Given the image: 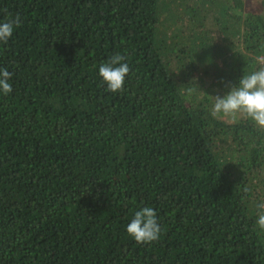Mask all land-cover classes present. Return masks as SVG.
Listing matches in <instances>:
<instances>
[{
    "label": "trees",
    "instance_id": "16d2710c",
    "mask_svg": "<svg viewBox=\"0 0 264 264\" xmlns=\"http://www.w3.org/2000/svg\"><path fill=\"white\" fill-rule=\"evenodd\" d=\"M17 14L0 264H264V130L211 115L261 66L264 0H0V23ZM117 53L112 93L99 66ZM145 206L161 233L142 245L126 226Z\"/></svg>",
    "mask_w": 264,
    "mask_h": 264
},
{
    "label": "clouds",
    "instance_id": "9594fccd",
    "mask_svg": "<svg viewBox=\"0 0 264 264\" xmlns=\"http://www.w3.org/2000/svg\"><path fill=\"white\" fill-rule=\"evenodd\" d=\"M20 24L18 14L0 23V42L7 43ZM125 59L123 55L117 53L108 62L99 66V75L107 91L117 93L124 90L125 78L131 70ZM257 61L261 65L258 70L242 75L239 83L232 85L223 97L215 96L211 109L213 117H228L233 123L238 116L247 117L259 129L264 130V57H258ZM12 75L7 68L0 69V92L4 95L10 94L13 90L9 82ZM244 191L247 192L249 189L246 188ZM257 207L264 209V203L258 204ZM256 224L264 230V212L259 214ZM126 231L138 244H149L158 240L161 227L156 210L145 206L136 211L127 224Z\"/></svg>",
    "mask_w": 264,
    "mask_h": 264
},
{
    "label": "rangeland",
    "instance_id": "374dc122",
    "mask_svg": "<svg viewBox=\"0 0 264 264\" xmlns=\"http://www.w3.org/2000/svg\"><path fill=\"white\" fill-rule=\"evenodd\" d=\"M247 0H245V3H246Z\"/></svg>",
    "mask_w": 264,
    "mask_h": 264
}]
</instances>
